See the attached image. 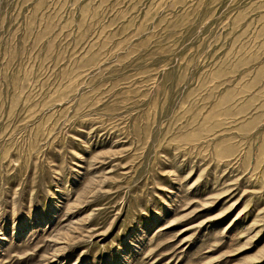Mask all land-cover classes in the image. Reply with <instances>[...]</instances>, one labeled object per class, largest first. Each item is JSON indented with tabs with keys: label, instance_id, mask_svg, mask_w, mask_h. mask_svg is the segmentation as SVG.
<instances>
[{
	"label": "rangeland",
	"instance_id": "rangeland-1",
	"mask_svg": "<svg viewBox=\"0 0 264 264\" xmlns=\"http://www.w3.org/2000/svg\"><path fill=\"white\" fill-rule=\"evenodd\" d=\"M0 264H264V0H0Z\"/></svg>",
	"mask_w": 264,
	"mask_h": 264
}]
</instances>
